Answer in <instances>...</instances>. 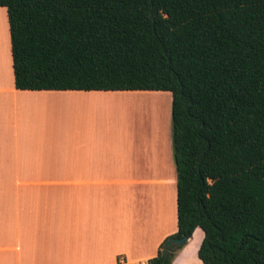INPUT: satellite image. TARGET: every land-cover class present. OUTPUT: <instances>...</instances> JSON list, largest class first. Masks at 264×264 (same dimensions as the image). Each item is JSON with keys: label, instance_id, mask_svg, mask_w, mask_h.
<instances>
[{"label": "trees", "instance_id": "trees-1", "mask_svg": "<svg viewBox=\"0 0 264 264\" xmlns=\"http://www.w3.org/2000/svg\"><path fill=\"white\" fill-rule=\"evenodd\" d=\"M0 6L16 88L171 93L177 229L146 264L196 227L204 264H264V0Z\"/></svg>", "mask_w": 264, "mask_h": 264}, {"label": "crops", "instance_id": "crops-1", "mask_svg": "<svg viewBox=\"0 0 264 264\" xmlns=\"http://www.w3.org/2000/svg\"><path fill=\"white\" fill-rule=\"evenodd\" d=\"M1 65L4 67L0 73V135L5 132L10 137H19L18 142H23L25 137H45L40 134V130L47 121L43 119L35 122L33 117L35 108L39 109L38 99L42 101V113L47 114L48 101L53 100L56 94L63 96L69 90H74L80 96L91 93H80L84 90L76 89L31 90L15 87L5 6H0ZM56 99L61 100L62 97ZM5 122L10 126L7 132ZM86 139L91 140L92 137ZM98 139L101 140L96 138V141ZM69 144L64 138L61 151H41V154L44 153L41 166L38 165L39 155L36 165H23L19 162L22 155L18 154V149L15 152L13 164L17 176L10 187L2 183L6 188L0 190V264H146L157 253L160 243L177 229L176 186L172 198L175 226L171 229L166 227L165 211L162 219L156 212L152 220L145 214L116 216L115 213H93L98 192L117 191L127 186L126 171L124 169L120 177L121 171H116L113 167L115 163L110 161L112 152L105 154L107 165L101 169L82 166L83 163L87 164L84 157L79 156L83 153L72 151ZM141 148L144 193L154 190L158 193L163 182L175 178L173 155L170 165L172 170L166 168L165 171L161 165L157 167L158 170L152 171L144 144ZM73 154L79 156V165L75 163ZM93 154L96 156L97 151ZM99 154L102 158V152ZM26 159L28 161V155ZM92 163L93 160L89 158V164ZM130 181L132 183L133 178ZM111 202L108 200V205H114ZM162 202L158 199L155 205ZM97 205L100 206V203ZM197 230L198 227L185 244L175 251L171 264H204L198 257L204 232L201 229L197 233Z\"/></svg>", "mask_w": 264, "mask_h": 264}, {"label": "rangeland", "instance_id": "rangeland-1", "mask_svg": "<svg viewBox=\"0 0 264 264\" xmlns=\"http://www.w3.org/2000/svg\"><path fill=\"white\" fill-rule=\"evenodd\" d=\"M3 38L6 43L5 36ZM3 67L1 65L0 73H2ZM88 92L91 93L83 96L78 95L74 90L63 93V96H60L62 94H56L54 99L62 97L61 100L58 99L61 103L57 99L49 100L47 114L42 113L40 103L42 101L38 99L39 109L35 108L33 117L35 122L43 119L47 121L40 130V134L45 135V137H25L23 142H18L19 137H10L5 132L1 133L0 190L6 188L2 183L10 187L9 185L13 184L17 176V173H14L15 165L13 164L17 149L18 154L22 155L19 162L23 165H36V158L39 155L38 165L41 166L43 165L41 164V157L44 155V153L41 154V151H61L65 138L66 142L70 143L69 147L72 151L83 153L79 156H83V160L87 164L83 163L82 166H96L101 169L107 165L105 154L112 152L113 157L110 161L115 163L113 167L116 171H121L120 177L123 176V170L126 171L127 186L118 188L117 191L114 189L111 191L112 193L104 190L98 192L97 204L100 203V206L94 202L93 213L102 215L115 213L116 216H119V214H145L148 219L152 220V216L156 212V215L162 219L165 211L166 227L171 229L175 226V205H172L173 190L176 186L175 164H173L175 178L163 182V186L159 188L158 193H155V190L154 192L144 193L146 190L143 189L144 186L141 180L142 144L145 147L144 152L148 154L147 161H151L149 167L152 171L158 170L157 167L161 165L165 171L166 168L172 170L170 166L173 155L171 93L164 90H84L80 93ZM128 98L140 99L141 103H145V105L142 104L135 112L132 107L126 105L124 100ZM148 101L150 104H148ZM155 101L159 106L154 107L151 113L142 115L141 111L147 110L149 106L152 107L153 103L151 102ZM7 113L9 116V107ZM150 114L155 115L151 117ZM43 115H45L44 118H42ZM159 115H162L159 120L161 131L158 130L157 136L155 134L157 132L156 126L155 124L152 125L150 121L152 118L157 119ZM9 128L10 126L5 122V131L7 132ZM153 132H155V135ZM91 137V140L86 139ZM96 138H101V140L96 141ZM94 151H97L96 156L93 154ZM100 152H102V158H100ZM26 155L29 156L28 161ZM72 156L75 163L79 165V156L77 154ZM87 156L93 160L91 165ZM172 175L173 173H171V177ZM132 178L133 182L131 183L130 179ZM166 198L168 199L167 204H165ZM158 199L163 202L155 205ZM108 200L112 201L111 203L114 205H108ZM1 210L4 211V208L2 207ZM198 229L201 230L199 227ZM199 230L196 232L199 233Z\"/></svg>", "mask_w": 264, "mask_h": 264}, {"label": "bare ground", "instance_id": "bare-ground-1", "mask_svg": "<svg viewBox=\"0 0 264 264\" xmlns=\"http://www.w3.org/2000/svg\"><path fill=\"white\" fill-rule=\"evenodd\" d=\"M125 101V103H126V105L128 106V107H132L133 109H134V111L136 112V109L138 108V107H141L142 106V104H144L145 105V103H141V100L140 99H134V98H128V99H125L124 100ZM151 103H153L152 104V107L151 106H149V108L147 109V110H145V111H141V113H142V115L143 114H149V113H151L152 111H153V108L154 107H156V106H159V104L157 103V101H155V102H151ZM148 104H150V102L148 101ZM154 104H156V105H154ZM159 108V107H158ZM159 110V109H158ZM160 112V111H159ZM151 115V117L152 116H154L155 114H150ZM157 116V115H156ZM162 116V115H161ZM160 115H159V117L157 118V119H154V118H152V120L150 121L151 123H152V125L153 124H155V126H156V130H157V132L155 133V132H153V134L155 133L157 136H158V130H160V123H159V120H160V117H161ZM136 119V118H135ZM163 126H164V123H163ZM153 130V129H152ZM154 131V130H153ZM161 131V130H160ZM160 133V132H159ZM154 134V135H155ZM162 135V134H161Z\"/></svg>", "mask_w": 264, "mask_h": 264}, {"label": "water", "instance_id": "water-1", "mask_svg": "<svg viewBox=\"0 0 264 264\" xmlns=\"http://www.w3.org/2000/svg\"><path fill=\"white\" fill-rule=\"evenodd\" d=\"M187 241V237L183 236V237H172L167 241V245H171V244H176V245H182ZM167 255V253H165V256Z\"/></svg>", "mask_w": 264, "mask_h": 264}]
</instances>
